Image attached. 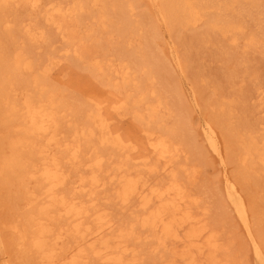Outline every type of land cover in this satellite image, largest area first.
Returning <instances> with one entry per match:
<instances>
[{
	"label": "bare ground",
	"instance_id": "6f19581e",
	"mask_svg": "<svg viewBox=\"0 0 264 264\" xmlns=\"http://www.w3.org/2000/svg\"><path fill=\"white\" fill-rule=\"evenodd\" d=\"M136 1L0 0V181L19 211L9 229L22 264L237 263L197 189L196 159L181 158L194 146V130L170 104L169 96L180 94L163 80L170 78V64L153 52L129 49L146 26L135 16ZM153 1L169 27L192 28L208 18V31L264 45V37L245 33L243 18L258 8L264 21V0ZM19 7L30 11V21L15 23ZM114 14L119 22L112 30L127 40L114 53L106 48L97 55L88 45L96 29L80 28L92 21L108 29ZM48 27L57 29L66 54L101 76L109 91L89 89L76 105L49 84L61 60L53 53L42 60L33 55L39 40L53 45ZM150 29L155 34L154 23ZM217 105L213 118L224 121L230 141L222 145L212 121L203 131L221 162L234 159L239 166L236 177L223 167L225 188L263 258L241 178L263 181L264 114L238 119L229 102ZM256 109L263 112L264 102ZM128 113L141 125L140 136L115 124L116 116Z\"/></svg>",
	"mask_w": 264,
	"mask_h": 264
},
{
	"label": "rangeland",
	"instance_id": "374dc122",
	"mask_svg": "<svg viewBox=\"0 0 264 264\" xmlns=\"http://www.w3.org/2000/svg\"><path fill=\"white\" fill-rule=\"evenodd\" d=\"M156 3L153 0L136 1L135 16L145 19L146 26L141 35L132 38L129 49L153 52L165 58L170 64V78L165 77L163 80L168 82L169 86L177 85L180 92L176 99L169 96L170 104L181 108L194 130V146L190 150H185L181 158L196 159L201 171L196 184L197 189L204 192L202 200L211 206L212 216L222 228L224 242L230 246L236 264H263L264 248L263 258H260L225 188L223 167L226 166L230 176L236 177L240 175L239 166L231 155L230 158L233 160L221 162L204 134L203 123L212 121L215 124L223 145L230 141L229 132L224 121L220 120L221 117L215 120L213 118L219 116L217 104L222 100L230 103L238 119L263 117L264 111L256 112V105L264 102V45L259 43L256 46H249L247 39L242 36L234 43L219 32L208 31V18L192 28L181 29L171 25L169 27L159 19L160 10ZM29 13L30 11L23 7L15 9L13 15L15 23L30 21ZM212 15L213 13L210 14ZM259 16L258 8H253L250 15L243 16L246 23L245 33L254 32L259 38H263L264 21L259 20ZM154 18L159 22L156 23ZM39 19L42 21L40 16ZM118 22L114 14L108 29L97 27L92 21L82 25L80 28L82 32L90 26L96 29V40L88 43L93 53L103 55L107 48L109 54H112L127 40L112 30V26ZM152 23L155 24V34L150 29ZM48 29L53 45L49 46L43 40H39L34 45L33 55L42 60L48 53H53L56 60H61L59 66L48 75L49 84L55 85L61 95H65L70 103L76 105L78 99H82V94L89 89L98 92L111 89L104 84L101 76L95 77L91 71L77 65L72 56L66 54L64 40L56 33V28ZM99 43L106 46L101 47ZM157 86H161L159 81ZM259 88L261 95L256 94ZM115 124L119 125L122 131L130 130L136 136L141 135V125L131 113L123 118L116 116ZM260 179L263 181L252 177L241 178V186L252 209L253 235L264 247V176ZM127 214L123 213L118 220ZM18 219L19 211L0 181V264L7 259L13 264H22L23 260L18 258L19 251L14 248L13 234L9 229L10 223Z\"/></svg>",
	"mask_w": 264,
	"mask_h": 264
}]
</instances>
